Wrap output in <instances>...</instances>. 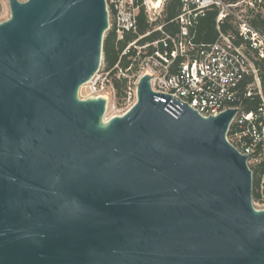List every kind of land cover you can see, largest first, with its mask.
Masks as SVG:
<instances>
[{
  "label": "water",
  "instance_id": "obj_1",
  "mask_svg": "<svg viewBox=\"0 0 264 264\" xmlns=\"http://www.w3.org/2000/svg\"><path fill=\"white\" fill-rule=\"evenodd\" d=\"M152 2L157 0H151ZM0 23V264H264V208L227 134L156 101L107 121L80 99L99 71L106 0H9Z\"/></svg>",
  "mask_w": 264,
  "mask_h": 264
},
{
  "label": "built area",
  "instance_id": "obj_2",
  "mask_svg": "<svg viewBox=\"0 0 264 264\" xmlns=\"http://www.w3.org/2000/svg\"><path fill=\"white\" fill-rule=\"evenodd\" d=\"M163 0H106L109 31L117 41L134 39L122 51L121 60L108 69L104 59L88 82L95 97L107 99L118 116L138 102L141 79L150 76L156 101L178 112L189 106L202 117L218 116L237 109L227 139L254 169L264 162V31L251 22V11L262 0H181L178 15L165 18ZM144 10L148 28L139 32V14ZM216 11L218 36L210 43L196 40L195 28L209 12ZM227 27L226 29L224 27ZM117 83L123 87L118 101ZM264 205V175L260 186Z\"/></svg>",
  "mask_w": 264,
  "mask_h": 264
},
{
  "label": "trees",
  "instance_id": "obj_3",
  "mask_svg": "<svg viewBox=\"0 0 264 264\" xmlns=\"http://www.w3.org/2000/svg\"><path fill=\"white\" fill-rule=\"evenodd\" d=\"M181 9V0H167L165 4V18L166 20H171L175 18ZM216 18L217 12L211 11L204 18L200 19L196 28V40L199 43H210L215 41L218 36L216 29ZM253 25L264 31V18H261L259 15L251 19ZM148 28V25L145 22L144 10L141 9L139 14V32L145 33ZM227 28L226 26L224 27ZM134 37L128 35L125 37L124 41H117V35L115 31H110L104 39L103 46V57L104 63L107 68H113L121 59V53L125 47L130 43ZM122 66L126 67L129 64L128 57H123L121 60ZM118 95L122 96L123 87L120 83H117ZM264 175V162L261 163L258 167L254 169L253 174V199L255 201H261L260 186L262 181V176Z\"/></svg>",
  "mask_w": 264,
  "mask_h": 264
},
{
  "label": "rangeland",
  "instance_id": "obj_4",
  "mask_svg": "<svg viewBox=\"0 0 264 264\" xmlns=\"http://www.w3.org/2000/svg\"><path fill=\"white\" fill-rule=\"evenodd\" d=\"M21 2H26L27 0H20ZM232 1V0H231ZM251 18L256 17L257 15H259L261 18H264V0H262L261 4H258L257 8H255L254 10L251 11ZM11 17V9H10V4H9V0H0V23L7 21L8 19H10ZM110 31H108L105 34V37L108 35ZM105 39V38H104ZM104 59V57H103ZM79 97L80 99H90L92 97H95V95L91 92V90L89 89V84H85L80 88L79 91ZM122 96H118V101L119 103H121V98ZM114 116H118V113H116L113 109H111V107H109L106 111L105 114V119H111ZM253 203L256 209L261 210L264 208V205L262 203V201H255L253 199Z\"/></svg>",
  "mask_w": 264,
  "mask_h": 264
},
{
  "label": "bare ground",
  "instance_id": "obj_5",
  "mask_svg": "<svg viewBox=\"0 0 264 264\" xmlns=\"http://www.w3.org/2000/svg\"><path fill=\"white\" fill-rule=\"evenodd\" d=\"M163 0H157L152 2V6L153 7H159V5L162 3ZM104 121H107L106 119H104Z\"/></svg>",
  "mask_w": 264,
  "mask_h": 264
}]
</instances>
